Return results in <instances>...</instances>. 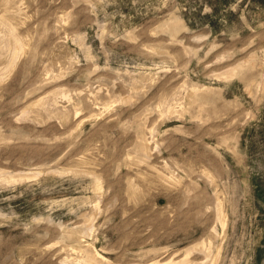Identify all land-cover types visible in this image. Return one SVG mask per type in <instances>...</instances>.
Masks as SVG:
<instances>
[{
    "label": "rangeland",
    "instance_id": "rangeland-1",
    "mask_svg": "<svg viewBox=\"0 0 264 264\" xmlns=\"http://www.w3.org/2000/svg\"><path fill=\"white\" fill-rule=\"evenodd\" d=\"M0 264H264V0H0Z\"/></svg>",
    "mask_w": 264,
    "mask_h": 264
}]
</instances>
